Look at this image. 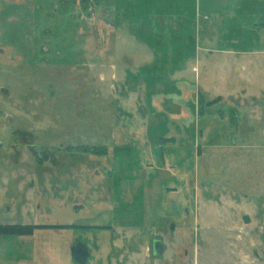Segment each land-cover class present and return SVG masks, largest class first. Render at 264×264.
<instances>
[{"label": "rangeland", "instance_id": "rangeland-1", "mask_svg": "<svg viewBox=\"0 0 264 264\" xmlns=\"http://www.w3.org/2000/svg\"><path fill=\"white\" fill-rule=\"evenodd\" d=\"M262 52L264 0H0V264H264Z\"/></svg>", "mask_w": 264, "mask_h": 264}, {"label": "flooded vegetation", "instance_id": "flooded-vegetation-1", "mask_svg": "<svg viewBox=\"0 0 264 264\" xmlns=\"http://www.w3.org/2000/svg\"><path fill=\"white\" fill-rule=\"evenodd\" d=\"M177 96V95H176ZM176 101H177V99H176ZM172 103V102H171ZM173 103H174V101H173ZM19 134L20 133H18V132H14L13 133V136L15 137V139H17V142H18V139H20L19 137ZM23 138H24V136L23 135H21ZM103 149V148H102ZM94 150V151H93ZM117 151H119V150H117ZM86 152H87V150H86ZM91 152H93L92 154L93 155H103V154H105L106 153V151H105V149L99 154L98 152V149H92L91 150ZM15 156H17V155H15ZM33 185H35V182L32 184V186ZM34 187V186H33ZM171 191V190H170ZM2 226H5V225H2ZM33 226H38V227H41V228H38V229H36V230H34V232L35 231H37V230H41V229H48L47 227H46V225H33ZM172 227V226H171ZM99 229H101V230H103V229H107V230H112V227L111 226H108V227H98ZM110 228V229H109ZM170 230H172L171 228H170ZM115 231V230H114ZM34 232H33V234L31 235V236H33L34 235ZM15 237H24V236H15ZM151 246H152V251H153V253L154 254H157V255H161L162 254V250H163V248H164V245H163V243H162V241H160V240H153L152 241V243H151ZM85 249V247L83 246V245H81V244H77V243H75V244H72V246H71V248H70V252L71 253H73V256H74V254H77V253H80V252H82L83 250ZM185 253V256H186V254H187V252H184ZM171 264V263H170ZM173 264V263H172Z\"/></svg>", "mask_w": 264, "mask_h": 264}, {"label": "trees", "instance_id": "trees-1", "mask_svg": "<svg viewBox=\"0 0 264 264\" xmlns=\"http://www.w3.org/2000/svg\"><path fill=\"white\" fill-rule=\"evenodd\" d=\"M41 228L33 225H0V236H31L34 230Z\"/></svg>", "mask_w": 264, "mask_h": 264}, {"label": "water", "instance_id": "water-1", "mask_svg": "<svg viewBox=\"0 0 264 264\" xmlns=\"http://www.w3.org/2000/svg\"><path fill=\"white\" fill-rule=\"evenodd\" d=\"M71 257L77 264H86L89 258V253L84 249L82 252L74 254V256L73 253H71Z\"/></svg>", "mask_w": 264, "mask_h": 264}, {"label": "crops", "instance_id": "crops-1", "mask_svg": "<svg viewBox=\"0 0 264 264\" xmlns=\"http://www.w3.org/2000/svg\"><path fill=\"white\" fill-rule=\"evenodd\" d=\"M261 54L264 56V52H262ZM235 56H237L236 58L240 57L239 55H235ZM242 56H244V55L242 54ZM146 59H147V58H146ZM146 59H145V60H146ZM238 59H239V58H238ZM143 61H144V59H143ZM250 114H251V113H250Z\"/></svg>", "mask_w": 264, "mask_h": 264}]
</instances>
